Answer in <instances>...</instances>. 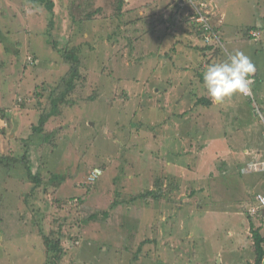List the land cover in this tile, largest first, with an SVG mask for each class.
I'll return each instance as SVG.
<instances>
[{"label": "rangeland", "instance_id": "374dc122", "mask_svg": "<svg viewBox=\"0 0 264 264\" xmlns=\"http://www.w3.org/2000/svg\"><path fill=\"white\" fill-rule=\"evenodd\" d=\"M74 1H86L84 15L102 11L83 32L72 20ZM118 1L0 0V159L27 157L43 179L38 194L26 196L32 186L24 167L0 164V264H46L40 253L46 237L63 243L60 264L254 263L257 236L264 239V214L258 215L264 209L239 203L249 180L225 175L228 165L237 175L240 161L225 160L218 140L228 134L223 110L231 120L259 119L233 74L236 66L255 69L256 88L264 90V27L251 30L255 40H243L246 25L262 28L256 13L264 16V0H224L220 15L208 3L216 15L212 36L222 39L217 57L197 50L205 40L191 34L195 25L200 28L195 7L190 16L183 11L169 22L172 0H126L123 10L129 13L121 18ZM186 19L195 24L189 27ZM151 26L156 30L147 34ZM119 27L121 35L127 29L133 36L142 33L137 55L129 58L126 41L109 42ZM83 43L86 92L77 88L71 96L76 104L62 107L42 140L31 129L40 101L28 98L21 107V100L38 85L55 87L64 72L61 50ZM31 58H37L35 66ZM208 61L216 64L212 70ZM199 99L212 106L198 105ZM40 100L48 104L47 97ZM239 102L243 113L235 110ZM226 154L233 155L229 148ZM96 169L102 175L89 181ZM244 173L255 172L247 165ZM167 175L185 182H165ZM148 190L162 194L147 197ZM11 231L25 234L23 243H9Z\"/></svg>", "mask_w": 264, "mask_h": 264}, {"label": "trees", "instance_id": "16d2710c", "mask_svg": "<svg viewBox=\"0 0 264 264\" xmlns=\"http://www.w3.org/2000/svg\"><path fill=\"white\" fill-rule=\"evenodd\" d=\"M35 1H37V0H35ZM126 3H127L126 0H119L118 1L117 9H118V17L119 18H121L122 16H124V15L129 13V12H126V11L123 10V5H125ZM182 3H185V0H182V1L181 0H178V1L177 0H172L171 6H168L169 12H167V15L169 16V20H168L169 22H172L177 17H181V15H183L185 13L183 11H188L189 10V8L187 6H185V8H183V6L181 5ZM47 5L52 6V8L54 6L50 2H48ZM85 6H86V1H79V2L74 1L73 5L71 7V9L73 11L72 20H73L74 24L80 26L81 32H83V27L82 26L84 24H87L88 22L92 21V19L94 18V16L96 14L102 13L101 10H98V11L93 12L91 14L84 15L85 14V10H86ZM52 10L53 9H50V12H52ZM205 12L206 11L203 8L202 9V13L204 14ZM205 15L209 19V24L211 26V29L213 30L212 32L215 33L214 29L212 28V26H215V24L211 23V21L216 19V15L214 16L213 14H210V12L208 14H205ZM137 19L138 20H136L135 22H139V21L140 22H144L143 19H139V18H137ZM188 21H189V19H186L185 22H186V25H188L189 27H191V26H193L195 24V21L193 20L192 21L193 24H191V26H190V22H188ZM161 23H162V21H161ZM51 25L53 26V22H51ZM194 27H195L194 28V33H191V34H195L198 37V39L205 40V37L207 35L206 31L201 26H200V28H198L197 25H195ZM117 29H118V31L115 32L116 36H115L114 33H112V34L110 33V37L108 38L110 40L109 42H113L114 44L118 45V44H121L122 41L123 42L126 41L125 44H126V49L129 50V58L133 57L134 55H137V51H136L137 50V44L141 43L142 40H144L142 33L138 32V35L133 36L134 33H132L129 29H127L125 34L122 33L123 35H121V31H119L120 27L117 28ZM155 30H156L155 26L154 27L151 26L149 28L150 33H147V34H151ZM251 30L252 29H250V30L246 29L245 30V32H247V33L244 34V37H245V39H243L244 41L250 42L251 41L250 39H255V37H252L250 35L248 36V33ZM218 42H219V44L222 45V39L220 40L218 37H216L215 39L213 38V43L212 44L211 43H207V44L205 43L204 47L198 45L199 48L197 50L201 49L200 51H202V52H209L211 57L212 56H216L217 57L219 55V52H220V49H219L220 45L218 44ZM223 42H224V40H223ZM85 44L86 43L76 44V45L74 44L75 45L74 47L66 46L64 49L61 50L62 59H61V62L59 63L58 66H60L59 67L60 69L64 68V72L56 76V83L57 84L55 85V87H49L45 83L40 85V86L38 85V87L36 88L35 92H33L29 97H26V100H23V102L21 100V107H25L26 106V102H27L28 98L31 99L32 101H33V99H37V100L40 101V102H38V105H39L38 109L39 110H38V114H37V119H35V122L32 124L31 129L35 133L41 134L39 136H41L43 138L42 140H44V138H45V135H43V131L45 130L46 125L49 123V121L53 117H58V116H60L62 114V107L65 106V104H68L70 106H73V105L76 104V100L71 99V96H73L72 94H74L76 92L77 88L78 89L81 88L82 90H84V92H86V85H87L86 81L89 78H88L87 75L84 74L83 71H85V70L82 69V67H81V63H82L81 62V56L84 54V52H82V49H83V46ZM177 45H178V43H175L172 46V47H174L173 50L175 49V47H177ZM57 46L58 45L54 43V47H57ZM92 50H96V48L93 47ZM110 52H112V51H110ZM140 56H142V55H138V57H137L138 60H140ZM31 60L34 61V65L33 66H35L37 64V58H31ZM28 63L30 64V61H28ZM208 63L210 64L209 66H210L211 70H212V68H214L216 66V64L214 66H212V64L209 61H208ZM58 66H57V68H58ZM81 70H83V71H81ZM104 70H106V69H104ZM244 71L246 73H248L250 76H252V77H254L256 79V83H255V85L253 87V91H254V94H255L257 92L256 86L258 85V77H259L258 72L255 69L253 70V69H250V68H245ZM235 82H236V80H235ZM41 97H42V99H43V97H47L48 104L44 105L43 101L40 100ZM96 98H97V96H93L90 100H95ZM198 105H203L205 107H211L212 106L210 101H206L204 99H199ZM6 114H4V113L2 114L3 117L1 116V120H3L2 118L6 117ZM230 119H231V117H230ZM231 122H233L235 124V120H230V124H231ZM261 129H262V131H261V136L260 137H261V140H262V142L264 144V128H261ZM26 158L25 159L24 158L23 159H19V158H15V157H12V156H8L6 161H2L0 159V164L2 162H4L5 163L4 166L7 169H9V168L18 169L19 165L23 166L24 167L23 169H25L26 172L29 175V182H30V184L32 186V190H31L30 194H28L26 196H33L34 194H38L36 192H38L40 187L43 186V179L40 176L39 172H37V173L33 172V168H32V166L30 164V159L29 158L26 159ZM245 163L246 162L242 163L241 161L238 162V165H237V168H236L237 175L234 174L233 172H231L230 170L232 168H229V167H228V171H226L228 173H225V175H228L231 178L235 175L236 178H239V179H241V181H244V177H245L244 171H245V168L248 165V164L245 165ZM22 164H24V165H22ZM232 173H233V175H232ZM166 177H167L166 179L169 178L168 176H166ZM9 178L11 179V177H9ZM166 179L163 178L162 180L164 181ZM171 180L172 181H178L174 177L171 178ZM215 180H217V179H215ZM19 182L23 183V179H19ZM204 182L205 181H203V183ZM161 184H162V182L161 183L158 182V181L156 182V186H160ZM148 192L149 193L147 194V197L148 196L157 197V196L162 194L161 191L158 192V195H156V193H155L156 191H149L148 190ZM145 195L146 194H144L143 198H145ZM25 197H24V199H25ZM162 200H163V198H160L158 201L162 202ZM139 202H141V198L139 199ZM25 203L29 204L28 200L25 201ZM239 203L240 204L244 203L243 205L244 206L246 205V207H249V208L253 207V206H256V204H257L256 196L250 198V196H246V194H244L242 200ZM2 204L3 203L0 202V205H2ZM145 207L154 208V206L150 205V204H148ZM250 214L251 213H249V211L247 210L246 215L248 217H250ZM261 215H262V212H259V216H261ZM22 218H23V220L27 219V217L26 218L22 217ZM3 220L4 219H0V228H1V224L3 223ZM253 231L254 230L252 229V232ZM2 232L3 231H1V229H0V234ZM6 234H9L11 236V238L8 239V242L9 243L11 242V243H13L15 245H17L18 243H20L23 240V238H21L22 236H20V235H25V234H20L18 232H13V231H11L10 233H6ZM21 243H23V242H21ZM263 243H264V239L262 238V236L258 235L257 239H256V242H255L256 261H255L254 264H263V261H264V250H263V246H262ZM45 250H46V252H45ZM63 251H64L63 243H60L59 241L58 242H52L51 240H49V237L48 238L46 237V241H45L44 247L40 250V253H42V252L45 253V255H46V264H60L61 261L63 260L62 259L63 256L66 255ZM29 253H30L31 257H32V255L35 252H31L30 251ZM28 254L24 255L25 260H27ZM52 255L55 258H53L52 262L50 263L49 261H50V257ZM17 258H19L18 255H17ZM34 261H35V259H34Z\"/></svg>", "mask_w": 264, "mask_h": 264}, {"label": "crops", "instance_id": "0c3cea01", "mask_svg": "<svg viewBox=\"0 0 264 264\" xmlns=\"http://www.w3.org/2000/svg\"><path fill=\"white\" fill-rule=\"evenodd\" d=\"M156 1H157L156 4H158V0H152L153 3H155ZM165 1L169 2L171 0H165ZM205 1L208 3L209 2L215 3L216 8H218L217 12H216V14H218V15H220V12L218 11L220 6L226 4L224 2V0H205ZM159 2H162V0H159ZM263 4H264V1H263ZM256 9L258 11V8H256ZM256 14H257L256 17L260 18L262 20L260 26L263 28L264 27V16L261 15L260 12H257ZM218 26H221V25H218ZM262 28H258L257 24L251 23L249 25H246L244 27V30H246V29H249V30L250 29H252V30H258L259 29V30H261ZM236 32L238 33V30ZM236 89H237V87H236ZM238 92H239V89H238ZM259 99L263 103L262 108H261L260 104L258 103ZM246 102H247V100H246ZM255 102L256 103L254 104V106L256 105L264 116V90L262 91V93L260 91L258 92V90H257V93L255 94ZM227 103H229V102H227ZM240 103L241 102L238 103L237 108L235 110H236V112L240 111L241 113H243L244 110H243L242 104H240ZM247 104H249V103L247 102ZM228 114H230V111H224L223 110V116L226 119V123L224 125L228 128V133L230 131H232V132L239 131V133L233 134V135H227V132L224 131V134L226 133V135L224 137L222 136V141L218 140V141H220L218 146H221V150L225 151V154H223L224 159L226 160L225 156H227V158L232 156L231 159H229L230 161L231 160H239L242 163L246 162L245 165L251 163V161H260L262 159L264 160V144H263L261 137H260L262 127L259 126V122H258L259 120L257 121V120L252 119L250 121V120L241 118V119L235 120V124L233 122H231V124H230V120L232 118L230 119L229 117H227ZM257 130H258V132H257ZM228 148L231 150V152L233 153L234 156L226 154L228 151ZM233 157H235V159H232ZM230 166L231 165H228L227 168ZM167 176L169 178L166 179L167 177H164L166 179L165 182L169 183V180H170L171 182H174L175 185H181L178 181H172L171 178H173V177L180 180L181 183L185 182V181H183V179H181L180 177H177L175 175H167ZM246 176H247V179L249 181H251V182H249V181L245 180L248 184L246 196L250 195V197H251V195L256 196L258 194L264 195V173H260L258 175L245 173V177ZM176 193H178V192H176ZM262 214H264V211L262 212ZM229 232H231V231H229ZM263 250H264V245H263ZM254 256L256 257V254ZM255 261H256V258H254V263H255ZM254 263H252V261H251V264H254Z\"/></svg>", "mask_w": 264, "mask_h": 264}, {"label": "built area", "instance_id": "2783aa9c", "mask_svg": "<svg viewBox=\"0 0 264 264\" xmlns=\"http://www.w3.org/2000/svg\"><path fill=\"white\" fill-rule=\"evenodd\" d=\"M178 1V0H177ZM182 1V0H181ZM202 0H185V6H187L190 10V13H188L189 15H191L192 8L195 7V11H196V22L206 31V37H205V43H213V38H216L214 36H212V32H211V26L209 24V19L208 17H206L205 14H208V2H202ZM200 3V5H199ZM183 4V3H182ZM181 4V5H182ZM183 6V5H182ZM199 6V7H198ZM205 9V13H202V9ZM235 79L239 82V85L241 86L242 89V93L245 97L249 98L252 100V102H255V97L253 94V90H252V86L255 83V80L253 77H251L250 75L243 73L241 71H238L235 75ZM256 108V115L264 122V118L262 116V113L260 112V110L258 109V107L255 105ZM253 169L255 171L257 170H264V164L261 166L255 165L253 166ZM102 175V171L99 169L94 170V172L90 175L89 177V181H95L97 178H99ZM259 200V203L264 206V197L259 196L257 198ZM252 214H255V210L252 211Z\"/></svg>", "mask_w": 264, "mask_h": 264}, {"label": "clouds", "instance_id": "9594fccd", "mask_svg": "<svg viewBox=\"0 0 264 264\" xmlns=\"http://www.w3.org/2000/svg\"><path fill=\"white\" fill-rule=\"evenodd\" d=\"M249 35L250 36H252V37H255V38H257V36H254L253 35V33L250 31L249 32ZM252 40H255V39H252ZM235 71H234V74H233V78L235 79V75H236V73L238 72V71H241V72H243V73H246L245 71H244V69L245 68H242V67H239V66H236L235 67ZM246 74H248V73H246ZM249 75V74H248ZM252 77V76H251ZM254 78V77H253ZM236 80V79H235ZM254 80H255V83H256V79L254 78ZM237 81V80H236ZM237 83H238V85H239V82L237 81ZM255 83H254V85H255ZM254 85L252 86V90H253V87H254ZM239 87H240V90H241V94L243 95V93H242V89H241V86L239 85ZM253 94H254V91H253ZM244 96V95H243ZM245 97V96H244ZM254 97H255V94H254ZM245 98H247V97H245ZM249 101L251 100V99H249V98H247ZM251 106L253 107L252 109H254V113H255V115H256V108H255V106H254V102H252V100H251ZM259 109V108H258ZM261 112V111H260ZM262 113V112H261ZM262 116H263V114H262ZM256 117H257V119L259 118L257 115H256ZM263 118H264V116H263ZM258 120H261L260 118L258 119ZM263 122V121H262ZM263 124H264V122H263ZM254 162H256L257 164H251V163H249L248 165L252 168V170H253V172H255V173H252V174H260V173H258V172H261V173H264V170H257V171H255L254 169H253V166H255V165H258V166H261V165H263L264 164V160L262 159V160H260V161H254ZM99 170H101V169H99ZM102 171V170H101ZM102 173H103V171H102ZM257 197H256V200H257V204H256V206H254V207H257V208H259V209H264V206H262L260 203H259V200L257 199L259 196H262V197H264V195H262V194H258V195H256ZM264 211V210H263ZM263 211H261V212H263ZM250 215L252 216V217H254L255 215H253L252 214V212H251V210H250ZM258 215H259V213H258ZM257 215V216H258Z\"/></svg>", "mask_w": 264, "mask_h": 264}, {"label": "water", "instance_id": "95a60500", "mask_svg": "<svg viewBox=\"0 0 264 264\" xmlns=\"http://www.w3.org/2000/svg\"><path fill=\"white\" fill-rule=\"evenodd\" d=\"M263 264H264V261H263Z\"/></svg>", "mask_w": 264, "mask_h": 264}]
</instances>
